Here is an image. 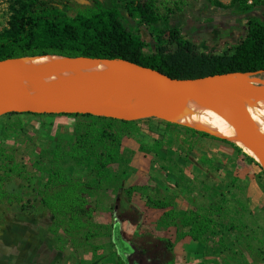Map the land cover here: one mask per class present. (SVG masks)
<instances>
[{"label":"rangeland","instance_id":"rangeland-1","mask_svg":"<svg viewBox=\"0 0 264 264\" xmlns=\"http://www.w3.org/2000/svg\"><path fill=\"white\" fill-rule=\"evenodd\" d=\"M27 1L0 0V30L8 27L20 6ZM85 1L72 0L70 15L92 4L91 0ZM152 1L160 14L167 17L166 24L139 25L137 20L124 13L121 15L123 26L143 41L145 54L154 53L157 37L164 38L172 29L192 44L195 53L207 55L232 54L237 38L244 34L237 29L242 18L227 17L235 9V6H231V0H211L212 3L209 0ZM251 2L249 0L248 4ZM217 4L225 9H217ZM200 25H204L201 30L198 29ZM175 49L174 45L168 46L170 51ZM259 77L264 79L263 74ZM135 122L129 127L131 133L146 125H177L161 118ZM179 127L173 126L174 132L187 126ZM186 137L190 149L198 141L209 140L188 133ZM189 138L191 141L188 142ZM218 143L221 148L228 146L226 148L232 149V154L220 148L217 156L210 153L207 154L209 157L202 156L200 160L203 162L204 175L190 171L199 183L198 188L195 190L188 185L185 189L196 203L192 211L208 217L211 221L209 226L214 228L215 234L200 242H190L182 261L177 260L174 264H264V170L249 162L246 156H250L243 149L236 150L227 144ZM5 148L9 150L7 162L0 167V226L7 218L19 216L24 223L36 219L40 230L27 234L24 237L27 243L22 242L17 248L13 244L7 245L5 237L0 235V264H118L119 256L129 251V247L133 248L122 237L120 222L114 221L111 231L94 224L91 202L95 198L91 194L96 192L99 185L90 171L91 167L76 164L75 144H65L62 154L54 157L45 155L30 142L22 144L16 141ZM124 149H129L127 142ZM244 160L248 163L242 162ZM112 168L117 169L115 166ZM52 173L63 174L68 179L79 180L86 185L87 194L84 197L88 214L82 219L84 226L67 230L63 222L55 223L48 210L41 205L43 187ZM107 237H110L109 242H103ZM15 238L20 242L19 235ZM23 245H26V250H22ZM158 257L160 262L168 256L165 253ZM133 260H129L130 264H133ZM125 261L127 263V259ZM142 264L147 263L143 261Z\"/></svg>","mask_w":264,"mask_h":264},{"label":"trees","instance_id":"trees-1","mask_svg":"<svg viewBox=\"0 0 264 264\" xmlns=\"http://www.w3.org/2000/svg\"><path fill=\"white\" fill-rule=\"evenodd\" d=\"M71 1L28 0L22 4L8 27L0 30V61L57 55L67 58L122 60L178 79L259 71L264 75V0H252L250 4L249 0H231V6H235V9L227 17L242 18L236 28L244 34L237 38L232 54L222 55L195 53L192 44L175 29L164 38L158 36L155 52L145 54L143 41L123 26L121 15L124 13L137 20L139 25L154 26L160 22L166 24L167 17L160 14L152 0H91L90 6L76 10L73 16L70 15ZM209 2L212 3L211 0ZM215 6L219 10L225 9L219 4ZM203 28L204 25L198 27L200 30ZM170 45L176 47L175 51L168 50ZM18 115L11 113L1 116L7 119L3 125L2 138L16 135L22 130L19 123L11 120ZM68 116L77 118L74 142L71 143L75 144L76 164L91 167L90 171L98 185L118 179L119 173L124 174V169H118V172L112 167L128 163V158L122 152V142L131 134L129 127L136 122L90 115ZM165 125L181 128L169 123ZM182 129L186 134H194L240 150L227 142V139L221 140L187 127ZM20 142L26 143L22 140ZM159 146L155 143L156 148ZM62 147L64 145L59 146L52 156L62 154ZM188 149L190 150L189 147ZM8 150L0 144V167L7 162ZM41 152L47 154L43 149ZM246 158L260 166L252 158ZM43 189L40 203L48 210L55 223L63 222L67 230L84 226L82 219L88 214L84 183L68 179L60 173H52L48 175ZM147 203L154 209L167 208L166 203L152 199H148ZM161 221L179 227L177 238H189L195 243L215 234L214 228L209 226L211 221L208 217L192 210L183 216L174 211H165ZM165 247L169 250L172 244L167 242ZM124 253L119 256L118 264H127Z\"/></svg>","mask_w":264,"mask_h":264},{"label":"crops","instance_id":"crops-1","mask_svg":"<svg viewBox=\"0 0 264 264\" xmlns=\"http://www.w3.org/2000/svg\"><path fill=\"white\" fill-rule=\"evenodd\" d=\"M11 120L19 123L22 130L16 135L2 138L3 125L7 119L0 117V144L3 147L22 140L52 155L59 146L74 142L76 117L24 113ZM174 130L173 126L146 125L125 137L122 152L128 158V163L114 165L117 169H124V174L119 173L118 179L104 181L91 194L95 198L91 202L95 225L110 230L114 221L121 223L122 237L133 247L128 246L129 251H124L127 264L133 259V264H142L143 261L147 264H174L177 260L181 262L183 253L192 242L189 238H177L179 227L172 223L165 224L161 218L165 211H174L183 216L187 211L194 210L196 203L185 189L191 185L196 190L199 183L191 176L190 171L204 175L203 162L200 159L208 153L217 156L221 145L216 141L202 140L189 150L185 131ZM126 142L130 151L124 149ZM155 143L160 146L156 148ZM203 146L204 150L207 149L206 153ZM226 147L228 146L221 149L232 154L233 150ZM241 166L244 168V163L241 162ZM116 171L113 172L117 173ZM148 199L166 203L167 208L154 209L147 203ZM21 220L23 219L19 216L15 219L7 218L0 226V235L5 237L4 242L7 245L13 244L16 247L18 244L22 245V242L27 243L24 237L40 230L36 219L25 223ZM18 235L21 237L20 242L15 238ZM110 235L112 237L111 232ZM109 240L110 237H107L103 242ZM167 242L172 244L169 250L165 247ZM26 245L21 246L22 250L27 249ZM165 253L167 259L159 262L158 256Z\"/></svg>","mask_w":264,"mask_h":264},{"label":"bare ground","instance_id":"bare-ground-1","mask_svg":"<svg viewBox=\"0 0 264 264\" xmlns=\"http://www.w3.org/2000/svg\"><path fill=\"white\" fill-rule=\"evenodd\" d=\"M127 73L142 74L140 68L122 61L69 59L48 55L32 59H10L0 64V87L39 95L56 101L83 97L103 81ZM145 91L115 90L103 96V103L126 110L141 100ZM158 116L177 125L205 132L220 139L232 140V124L228 110L211 92L199 97L173 96L158 111ZM248 135H264V101L246 104L242 121L235 127ZM264 170V144L257 149H243Z\"/></svg>","mask_w":264,"mask_h":264},{"label":"water","instance_id":"water-1","mask_svg":"<svg viewBox=\"0 0 264 264\" xmlns=\"http://www.w3.org/2000/svg\"><path fill=\"white\" fill-rule=\"evenodd\" d=\"M76 1L86 2L85 0ZM32 58L34 57L18 59ZM5 61H0V64ZM122 62L131 67L142 69L143 73H127L109 78L88 91L83 97L66 102L47 99L39 95L18 91L8 86H1L0 117L11 113L90 115L123 122H135L159 118V109L170 97L181 96L192 98L211 92L223 103L229 112L233 129L230 143L240 149H257L259 144H264V135H248L237 131L235 128L243 119L246 104H256L264 101V79L259 77L263 74L262 72L232 73L193 79H178L170 78L164 74L133 65L126 61ZM115 90H139L145 91V94L140 101L130 108L117 110L114 106L103 103V96L107 92Z\"/></svg>","mask_w":264,"mask_h":264}]
</instances>
